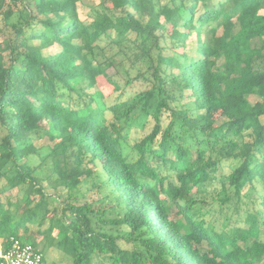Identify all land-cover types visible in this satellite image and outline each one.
<instances>
[{
    "label": "trees",
    "instance_id": "trees-1",
    "mask_svg": "<svg viewBox=\"0 0 264 264\" xmlns=\"http://www.w3.org/2000/svg\"><path fill=\"white\" fill-rule=\"evenodd\" d=\"M79 1L0 0L18 16L0 39L3 251L37 246L32 222L72 264H264V0H100L90 23Z\"/></svg>",
    "mask_w": 264,
    "mask_h": 264
},
{
    "label": "rangeland",
    "instance_id": "rangeland-1",
    "mask_svg": "<svg viewBox=\"0 0 264 264\" xmlns=\"http://www.w3.org/2000/svg\"><path fill=\"white\" fill-rule=\"evenodd\" d=\"M100 0H80L78 2V9H79V14L81 16V18L86 22V23H90L92 21V17H91V8L93 6H95ZM142 6H144V3H142ZM201 9V7H200ZM250 18V15H243L240 17V19L243 22H247ZM18 20V16H13L12 18L8 19V21L3 19V16L0 14V39L3 38L4 36H8L9 33L11 32V23H14ZM109 33L111 34H115L116 30L114 28H109ZM61 50V47L59 45H54L49 49V52L51 53H57ZM187 50L194 55H198V52L196 50V41L194 39V35H191L190 38L188 39L187 42ZM114 71L113 70H109L108 72H106L104 75L98 77V89L101 90L103 93L108 94L111 92L112 87H110V85L107 82V77L112 74ZM219 116V115H218ZM56 145V140H51V138L47 135L45 137H43L42 139L39 140H35L34 145H33V149L39 148L40 150V155L39 157L36 158V162L40 161V157H44L45 153L48 151L49 146H55ZM232 165L231 164H227L223 167V173L229 172L230 171V167ZM50 166H49V162L44 164V168H43V174L46 176H50ZM50 183H55L53 182V180H51L50 182H47V184ZM59 185V184H58ZM90 184H83L81 186V190L85 191L88 190ZM59 190L61 191V195L62 198L66 196V190L64 187L59 186ZM23 192V191H22ZM22 192L19 193V190L14 189L12 191V195H11V199L12 200H16V198L18 196H20L22 194ZM25 192V191H24ZM28 192L31 193V191L29 190ZM47 192L48 193H53L54 190L53 188L50 187V185L47 186ZM88 192V193H87ZM87 199L90 201L99 199L101 197H103V195L105 193H107V191L105 189H100L99 190H92V191H87ZM19 194V195H18ZM33 200L37 201L39 200V195H33ZM53 206V205H52ZM60 208V206H58V209ZM56 227H62L61 223L57 222V218L52 222ZM48 222L47 225L44 228L48 227ZM28 227H29V231L27 233V237L32 240V242H34L35 244H37V247L44 253L46 260H45V264H72L71 263V256L69 255V251L66 248L58 247L59 244V237L54 236L52 239H50V241L47 243L48 247H44L43 245H39L41 239L43 238V236L39 233H37L36 231V227L32 222L28 223ZM21 234L24 233L23 230H21L20 232ZM62 237H60L61 240ZM63 239V238H62ZM5 238L3 236L0 235V250H1V245L4 243ZM67 244L71 245L70 240L67 241Z\"/></svg>",
    "mask_w": 264,
    "mask_h": 264
},
{
    "label": "built area",
    "instance_id": "built-area-1",
    "mask_svg": "<svg viewBox=\"0 0 264 264\" xmlns=\"http://www.w3.org/2000/svg\"><path fill=\"white\" fill-rule=\"evenodd\" d=\"M0 264H45V260L37 246L11 237L9 248L0 252Z\"/></svg>",
    "mask_w": 264,
    "mask_h": 264
},
{
    "label": "crops",
    "instance_id": "crops-1",
    "mask_svg": "<svg viewBox=\"0 0 264 264\" xmlns=\"http://www.w3.org/2000/svg\"><path fill=\"white\" fill-rule=\"evenodd\" d=\"M3 250V244L1 245V250H0V252Z\"/></svg>",
    "mask_w": 264,
    "mask_h": 264
}]
</instances>
